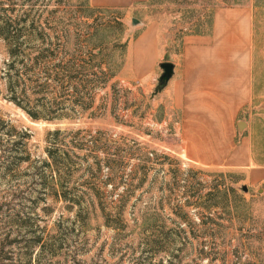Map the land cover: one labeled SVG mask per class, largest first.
Listing matches in <instances>:
<instances>
[{
    "label": "rangeland",
    "instance_id": "1",
    "mask_svg": "<svg viewBox=\"0 0 264 264\" xmlns=\"http://www.w3.org/2000/svg\"><path fill=\"white\" fill-rule=\"evenodd\" d=\"M226 4L264 19V0H0V264H264V187L189 163L160 74L124 69L139 23L173 58ZM93 46L114 75L55 78Z\"/></svg>",
    "mask_w": 264,
    "mask_h": 264
},
{
    "label": "crops",
    "instance_id": "2",
    "mask_svg": "<svg viewBox=\"0 0 264 264\" xmlns=\"http://www.w3.org/2000/svg\"><path fill=\"white\" fill-rule=\"evenodd\" d=\"M145 0H91L94 7L127 8ZM157 21L141 22L126 44L132 79L158 76L173 63L164 86L176 113L173 129L191 164L239 172L247 187H264V19L251 5H216L205 33L187 32L173 58ZM244 122L239 129V123Z\"/></svg>",
    "mask_w": 264,
    "mask_h": 264
},
{
    "label": "trees",
    "instance_id": "3",
    "mask_svg": "<svg viewBox=\"0 0 264 264\" xmlns=\"http://www.w3.org/2000/svg\"><path fill=\"white\" fill-rule=\"evenodd\" d=\"M210 24H211V12H210L209 20L206 26L205 27L201 26V29L195 32L205 33L206 31H208ZM59 37L60 35L57 37L58 47L61 46L62 44L63 46L71 45V38L68 34L62 35L60 39ZM3 39L8 40L9 37L4 36ZM96 48L97 46H93L92 49L86 52L87 54L86 57L80 59V61L78 62L76 61V59H74V54H72L73 58L71 57V59H69L66 63L59 62L57 66L60 68V70L58 72H55V78L58 81H65L67 79L69 82H71L73 79L80 78L81 85L83 86V89H85L88 87L87 84L90 83V79H89L90 75L92 76L93 74L95 75L99 72L103 75H107L106 77L114 75L115 73L111 70V66L108 63V61L103 59V55L100 50L97 52L95 51ZM103 64H105L104 67H103ZM96 68L99 70V72L96 71ZM47 75H50V74H47ZM106 77L105 79H107ZM74 88L78 89L77 86H74ZM30 116L33 119H39V115L37 112L30 111ZM47 119H50V118H47ZM230 189L233 190V188H230Z\"/></svg>",
    "mask_w": 264,
    "mask_h": 264
},
{
    "label": "water",
    "instance_id": "4",
    "mask_svg": "<svg viewBox=\"0 0 264 264\" xmlns=\"http://www.w3.org/2000/svg\"><path fill=\"white\" fill-rule=\"evenodd\" d=\"M138 23V20L136 18H132V24ZM161 73L158 77L159 83L163 86L167 83V81L171 78L173 74V63L170 61H163L160 64ZM244 122L239 123V129H241V125H243ZM240 189L242 191H247L246 185H241Z\"/></svg>",
    "mask_w": 264,
    "mask_h": 264
}]
</instances>
